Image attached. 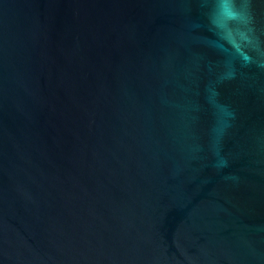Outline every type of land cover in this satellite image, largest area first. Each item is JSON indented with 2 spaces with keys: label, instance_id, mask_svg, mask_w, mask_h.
Masks as SVG:
<instances>
[{
  "label": "water",
  "instance_id": "1",
  "mask_svg": "<svg viewBox=\"0 0 264 264\" xmlns=\"http://www.w3.org/2000/svg\"><path fill=\"white\" fill-rule=\"evenodd\" d=\"M0 264H264V0H0Z\"/></svg>",
  "mask_w": 264,
  "mask_h": 264
}]
</instances>
